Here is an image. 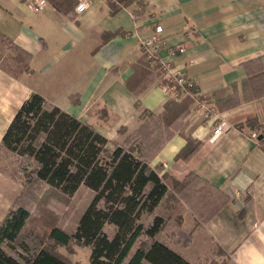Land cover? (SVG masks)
Instances as JSON below:
<instances>
[{"label": "crops", "instance_id": "1", "mask_svg": "<svg viewBox=\"0 0 264 264\" xmlns=\"http://www.w3.org/2000/svg\"><path fill=\"white\" fill-rule=\"evenodd\" d=\"M81 2L86 7L79 12ZM108 2L66 0L61 9L47 0L34 13L26 0H0V36L30 55L33 71L15 78L0 64V143L22 103L37 93L121 145L176 99L164 90L166 77L186 78L198 91L183 134H174L149 161L178 202L166 209L170 216L158 238L190 263L219 249L222 255L211 256L215 264H264V150L257 140L264 131V0H136L115 13ZM145 39L154 41L170 69L153 71L146 83L140 71ZM250 121L256 122L250 127ZM217 125L222 132L214 135ZM185 135L201 142L188 161L176 158ZM191 173L228 198L205 222L189 195L178 197L171 187Z\"/></svg>", "mask_w": 264, "mask_h": 264}, {"label": "trees", "instance_id": "2", "mask_svg": "<svg viewBox=\"0 0 264 264\" xmlns=\"http://www.w3.org/2000/svg\"><path fill=\"white\" fill-rule=\"evenodd\" d=\"M51 1L61 9L66 2ZM134 1L108 3L111 13H115ZM112 36H103L102 44ZM0 41L8 53L4 62L10 75L17 78L30 73V55L3 36ZM142 53L145 61L140 71L143 78L147 76L146 83L153 79V71L161 70L156 59L147 60L146 52ZM179 79L185 81V97L168 99L159 119L149 115L121 145L109 143L91 125L49 104L37 93L22 103L0 143V153L12 159L22 181L21 192L0 221V264H74L58 253L60 247L71 252L73 244L89 248V264H215L211 256H205L203 262L190 263L158 238L170 216L160 210L164 205L171 210L170 202L177 199L168 192L166 176H158L149 161L174 134H183V121L198 91L192 81ZM250 84L248 78L245 88ZM255 122L247 125L251 127ZM261 135L259 145L264 150L262 130ZM184 137L186 144L176 158L188 161L201 142ZM80 187L93 196L72 233L56 225L42 235L33 230L32 207L40 198H69ZM171 187L178 197L189 195L191 208L202 222L228 201L220 190L209 187L193 173L181 183H171ZM145 214L152 215L147 226L141 222ZM179 221L180 218L178 225ZM108 228L113 231L111 235ZM215 255L222 252L217 249Z\"/></svg>", "mask_w": 264, "mask_h": 264}, {"label": "rangeland", "instance_id": "3", "mask_svg": "<svg viewBox=\"0 0 264 264\" xmlns=\"http://www.w3.org/2000/svg\"><path fill=\"white\" fill-rule=\"evenodd\" d=\"M6 54H8L6 48L0 41V64L3 66H5L4 58L6 59ZM23 74L30 76L33 74V71L31 70L30 73L25 72ZM55 100H59V98H55ZM21 190L22 181L19 179L17 167L14 165L11 158H7V155L0 153V221L11 209V204L15 202ZM92 196L93 194L91 191L84 187H80L77 192L69 198H58L55 196L40 198L37 205L32 207V220L30 225L39 235H42L47 228L52 225H56L64 231L72 233L80 216L90 203ZM7 204H9L8 207ZM160 212L165 216L167 215V213H165L166 205L162 206ZM151 219L152 215L145 214L141 218V222L144 226H147ZM107 232L110 235L113 233L111 228H108ZM172 237V235L169 236L170 242ZM70 251L71 252H67L61 247L58 249V253L74 264H89V248H81L73 244ZM211 256L216 260L215 251H213ZM225 264L228 263L225 262Z\"/></svg>", "mask_w": 264, "mask_h": 264}, {"label": "built area", "instance_id": "4", "mask_svg": "<svg viewBox=\"0 0 264 264\" xmlns=\"http://www.w3.org/2000/svg\"><path fill=\"white\" fill-rule=\"evenodd\" d=\"M27 6L30 8V10L34 13L40 12L43 8L47 5V0H26ZM86 7V4L84 2H81L77 7V11L82 12L84 11ZM162 30L161 26L157 25L155 27V32L160 33ZM141 47L147 54V60H157L159 67L161 71H165L170 73L169 65L167 63H162L159 60L158 54H157V46L154 44V41L145 39L141 40ZM176 50L183 54L185 52V49L182 46H178ZM154 63L151 62V65ZM166 84H164V90L167 94L173 95L176 99L182 94H186L183 90V87L185 85V81L182 79H179V77H174L169 74V76L166 77ZM177 87H179V90H177ZM222 132V125H217L216 128L213 131L214 135H218ZM255 136V135H253Z\"/></svg>", "mask_w": 264, "mask_h": 264}, {"label": "water", "instance_id": "5", "mask_svg": "<svg viewBox=\"0 0 264 264\" xmlns=\"http://www.w3.org/2000/svg\"><path fill=\"white\" fill-rule=\"evenodd\" d=\"M262 137H263L262 135H259V136L257 137V140L260 141V140L262 139Z\"/></svg>", "mask_w": 264, "mask_h": 264}]
</instances>
